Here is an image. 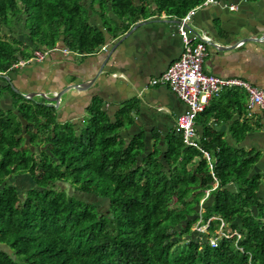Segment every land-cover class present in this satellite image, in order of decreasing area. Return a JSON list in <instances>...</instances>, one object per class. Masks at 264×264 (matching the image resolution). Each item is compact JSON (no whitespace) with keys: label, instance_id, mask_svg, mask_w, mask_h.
Here are the masks:
<instances>
[{"label":"trees","instance_id":"1","mask_svg":"<svg viewBox=\"0 0 264 264\" xmlns=\"http://www.w3.org/2000/svg\"><path fill=\"white\" fill-rule=\"evenodd\" d=\"M153 1L157 12L177 19L202 2ZM83 2L0 0V75L10 73L18 59L31 57L34 49H50L58 41L81 53L99 45ZM91 3L102 11L110 3L119 17L136 16L142 9L134 0ZM19 22L25 33L17 37L13 31ZM1 83L3 78L0 101L4 91L13 97L26 124L25 139L47 148L36 156L22 147V122L0 107V246L5 247L0 264H264L261 152L230 146L224 136L205 128L197 136L199 149L186 147L179 129L167 138L165 152L154 148L147 153L143 136L126 142L116 135L128 108L112 124L94 102L87 123L75 129L57 124L52 108L33 104ZM227 95L241 113L247 95L237 90ZM218 111L212 114L216 120ZM209 112L205 109L196 120L203 118L199 123L205 125ZM262 127L260 120L243 121L232 128V138L238 144ZM23 174L34 187L21 195L5 182ZM57 183L107 201V211L57 189ZM210 218H220L240 239L221 238L211 246L218 220L209 223L206 233L192 230L197 221L204 225ZM181 241L184 246H178Z\"/></svg>","mask_w":264,"mask_h":264},{"label":"crops","instance_id":"2","mask_svg":"<svg viewBox=\"0 0 264 264\" xmlns=\"http://www.w3.org/2000/svg\"><path fill=\"white\" fill-rule=\"evenodd\" d=\"M215 1L216 4L198 7L202 0L188 22L191 45L202 42L206 47L203 72L219 79L241 80L264 93V0ZM134 5L142 8L136 16L119 17L113 13L110 3L102 11L98 3L84 0L85 18L88 26L99 34V45L90 48L88 53H81L58 41L57 50L49 51L44 61H32L10 71L7 74L10 81L5 83L11 90L13 86L21 94H31L33 98L26 100L33 104L52 108L57 124H70L75 129L87 123L94 102L99 103L112 124L116 123L120 111L128 108L116 135L126 142L143 136L147 153L154 148L165 152L166 140L179 131L176 120L187 112V107L168 88L153 86L151 81L185 50L177 30L179 19L157 12L153 0H134ZM105 46H108L107 52L103 51ZM79 83L84 88L68 90ZM230 90L247 95L241 113L233 105L231 95H227ZM59 94L62 96L56 109L55 103L47 98ZM1 105L4 112L16 113L9 93H5ZM205 109L211 117L205 125L199 123L203 120L201 117L195 121L197 136H202L208 128L224 136L230 146L261 152L258 168L264 173L261 168L264 166V115L257 106L250 107L247 90L226 88L219 96L209 99ZM217 110L216 120L212 114ZM257 120L263 126L261 130L245 135L237 144L232 138V128L243 121L254 124Z\"/></svg>","mask_w":264,"mask_h":264},{"label":"built area","instance_id":"3","mask_svg":"<svg viewBox=\"0 0 264 264\" xmlns=\"http://www.w3.org/2000/svg\"><path fill=\"white\" fill-rule=\"evenodd\" d=\"M215 0H204L201 6L208 4H216ZM189 10L186 15L179 19L177 22L178 33L184 44V52L181 57L171 64L165 72H163L158 78L151 81L153 86H164L168 88L180 101H182L187 107V112L178 116L176 120L177 127L182 131V142L186 147L199 149L197 143V133L195 120L199 113H201L205 107L207 101L213 97H217L226 88L232 87H244L249 94L250 107L257 106L264 115V93L254 87H250L245 82L238 79H219L215 76L206 74L202 70V63L206 57L205 44L199 42L197 45H191V39L189 38L187 24L191 20L194 11L198 8ZM57 48L53 47L45 50H35L32 53V57L29 59H18L14 63L9 71L21 69L29 65L32 61L42 62L49 53V51H56ZM67 49L64 50L66 52ZM104 52L108 51V46L103 48ZM206 160L209 164V168L212 169L210 157L207 153L203 152ZM213 186V189L217 187ZM209 190L206 191V195L201 200L200 204L208 198ZM218 220L220 222L215 236L209 239V244L215 246L217 241L221 238H231L236 236L237 241L240 239V234L231 233L228 230V225L225 224L220 218H210L206 224L196 228V231L203 234L206 233L208 225L211 221ZM236 241V242H237ZM242 251L241 248H237Z\"/></svg>","mask_w":264,"mask_h":264},{"label":"rangeland","instance_id":"4","mask_svg":"<svg viewBox=\"0 0 264 264\" xmlns=\"http://www.w3.org/2000/svg\"><path fill=\"white\" fill-rule=\"evenodd\" d=\"M16 25H17V27L14 28L16 31L13 34H15V36L18 37L21 34H23V32L25 33V30L23 29V26H22V24L20 22L18 24H16ZM4 32H5V30H4ZM6 34H8V33L6 32ZM20 39H21V37H20ZM30 48L28 49L29 51L31 50ZM15 119H17V117H15ZM26 144L28 145V143H26ZM261 168L263 169L264 166H261ZM5 184H9L13 188H15L18 191V193L21 194V195H24L27 190H29V189H31V188L34 187V183L31 181V179L29 178V176L26 175V174H23V175H20V176H16L15 178H12L11 180H7L5 182ZM55 187L57 189L64 190L68 195H74L79 200H85V201H88L90 203L95 204V206L98 208V210L100 212H103L104 213V212L107 211V201H105V200L96 199L95 197L90 196V195H82V194H79V193H75V191L72 189L71 186H69V185H63L62 183H57ZM262 192H264V189H262ZM208 196H209V194H208ZM199 206L201 207V204ZM198 223H199V221H197L193 225L192 230H194L197 234H200L199 232L196 231V228H199L201 226V224L198 225ZM183 240L184 239H182V241ZM182 241L178 244V246H184V244H183ZM0 249L5 250V247L4 246H0Z\"/></svg>","mask_w":264,"mask_h":264},{"label":"flooded vegetation","instance_id":"5","mask_svg":"<svg viewBox=\"0 0 264 264\" xmlns=\"http://www.w3.org/2000/svg\"><path fill=\"white\" fill-rule=\"evenodd\" d=\"M5 76H7V74H5ZM1 86H2L3 88L9 87V85H7V83H1ZM12 91L15 93V91H14L13 89H12ZM17 91H18V90H17ZM5 93H9V92H8V91H4V92H3V97H2V99L4 98ZM17 95H20V94H17ZM2 99H1V101H2ZM1 101H0V107H1V109H2ZM14 110L16 111V113H14V111H11V112H13V113L16 115L17 119H18L19 121L22 122L23 133H22L21 135H19V136H23V139H24V141H23V143H22V147H24V148H28L29 150H31L32 152H34V153L36 154V156H37L40 152L44 151V150L47 148V146L44 145V144H40V143H37L36 146H32V145H30L29 141L25 139V138H26L25 136H28V135L25 133V125H26V124L21 120V117H20V115L18 114L17 110H16V109H14ZM5 112H6V111H5ZM36 136H42V134H39V133H38V134H36ZM26 143H28V145H27Z\"/></svg>","mask_w":264,"mask_h":264},{"label":"water","instance_id":"6","mask_svg":"<svg viewBox=\"0 0 264 264\" xmlns=\"http://www.w3.org/2000/svg\"><path fill=\"white\" fill-rule=\"evenodd\" d=\"M187 28L188 29H190V26L187 24ZM0 78H3L4 80H6V81H10V78L8 77V76H2V75H0ZM67 87L68 86H66L62 91H64L65 89H67ZM71 88L70 89H68V90H78V89H80V88H84V84H81V83H79V84H73L72 86H70ZM12 89L15 91V93L16 94H20V95H22V97H24L25 99H29V100H31L32 98H33V96H31V94H27V95H25V94H21L19 91H17V89L15 88V87H13L12 86ZM62 96V94H59L57 97H53V98H47V100L48 101H50V102H53V103H55V108H56V106H57V104H58V102H59V99H60V97ZM58 108V107H57ZM56 108V109H57Z\"/></svg>","mask_w":264,"mask_h":264}]
</instances>
